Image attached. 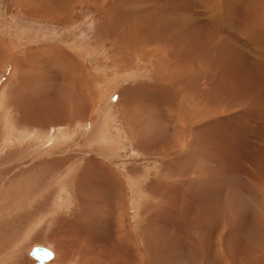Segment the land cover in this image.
I'll use <instances>...</instances> for the list:
<instances>
[{"label":"rangeland","instance_id":"1","mask_svg":"<svg viewBox=\"0 0 264 264\" xmlns=\"http://www.w3.org/2000/svg\"><path fill=\"white\" fill-rule=\"evenodd\" d=\"M263 37L264 0H0V264H264Z\"/></svg>","mask_w":264,"mask_h":264},{"label":"bare ground","instance_id":"2","mask_svg":"<svg viewBox=\"0 0 264 264\" xmlns=\"http://www.w3.org/2000/svg\"><path fill=\"white\" fill-rule=\"evenodd\" d=\"M231 7H229V9H230ZM232 8H233V11H235L234 9L236 8V4L235 3H232ZM249 12V11H248ZM251 12V11H250ZM247 14V13H246ZM177 20V19H176ZM178 20L180 21V17H178ZM241 21V20H240ZM240 21H237L236 23H239L238 25L240 26L241 24V22ZM242 26V25H241ZM240 26V27H241ZM242 27H244V26H242ZM249 27V26H248ZM239 28V27H238ZM253 29V28H252ZM240 30H241V28H240ZM239 30V31H240ZM243 30V29H242ZM244 31V30H243ZM232 34H234V33H232ZM260 34V33H259ZM258 32H257V37H258ZM255 35V36H256ZM254 36V38H256ZM263 36V35H262ZM262 36H261V38H262ZM216 38V37H215ZM245 38V37H244ZM248 38V37H247ZM252 39H253V36L251 37ZM259 38V37H258ZM257 38V39H258ZM264 38V37H263ZM229 39H231V42H233L235 45L234 46H236V48H240V49H242V47H247V45H243V44H245L246 42H244V40H241L242 38H240L239 36H236L235 38H234V36L233 35H231L230 33H229ZM251 39V40H252ZM248 40H250V38L248 39ZM251 40L249 41V42H251ZM261 40H263V39H261ZM253 42V41H252ZM228 43H229V41H228ZM254 43H255V40H254ZM254 43H251V47H252V44H254ZM257 43H258V41H257ZM249 44V43H248ZM256 44V43H255ZM227 46V45H226ZM228 46H230V44H228ZM249 47V46H248ZM251 47H250V49H251ZM224 47H222L221 49H223ZM229 48V47H228ZM228 48H226V50L228 49ZM240 49H237L239 52H241V50ZM246 49V48H245ZM259 49V48H258ZM225 49H223L222 51H224ZM235 50V49H234ZM252 51H253V47H252V49H251ZM256 50V49H255ZM255 50H254V52H255ZM260 50V49H259ZM221 51V52H222ZM230 51V50H229ZM236 51V50H235ZM235 51H232V49H231V51H230V53H235ZM242 51H245V50H242ZM257 51V50H256ZM223 53V52H222ZM226 53V52H225ZM245 53V52H244ZM259 54H254V56H261L262 58H264V52H258ZM253 55V54H252ZM253 56V57H254ZM219 58H220V56H219ZM224 58V57H223ZM223 58H221V59H223ZM220 59V60H221ZM220 60H219V62H220ZM224 60V59H223ZM222 60V61H223ZM262 60H264V59H262ZM162 61V60H161ZM225 61H227L226 59H225ZM224 61V62H225ZM231 61H233V60H231L230 59V62ZM236 61H233L232 63H235ZM228 63H229V61H228ZM227 63V64H228ZM238 63V62H237ZM237 63H236V65H237ZM224 64V63H223ZM222 64V65H223ZM225 64H226V62H225ZM225 65L226 67L228 66V68L230 67L229 65H231V63L229 64V65ZM262 65H264V62L263 63H261ZM235 65V64H234ZM234 66H232L231 68H233ZM260 68H261V66H260ZM230 69V68H229ZM237 69V68H236ZM236 69H232V70H236ZM262 69V68H261ZM231 70V73L230 72H228L229 74H230V77H231V74L234 76V77H236L237 79H239V81H241L240 80V76H239V71H235L234 73H232L233 71ZM224 73H225V71H223ZM262 72H263V70H262ZM227 73V72H226ZM248 74V73H247ZM241 75V74H240ZM242 76V75H241ZM246 76V75H245ZM163 77V76H162ZM227 77V76H226ZM240 77V78H239ZM232 78V77H231ZM243 78H244V76H243ZM243 80V79H242ZM232 82H234V80L232 81ZM163 90V89H162ZM245 90V89H244ZM255 91H256V89H255ZM208 92V91H207ZM254 92V91H253ZM251 94V93H250ZM250 94H249V96H250ZM251 97V96H250ZM240 98V97H239ZM254 98H256V97H254ZM247 99H250L249 97H247ZM187 101V100H186ZM258 101V100H257ZM177 103V102H176ZM255 105V104H254ZM258 105V104H257ZM256 107V106H255ZM174 108V107H173ZM184 108V107H183ZM182 108V109H183ZM250 108V107H249ZM258 108V107H257ZM190 110V109H189ZM197 110V109H196ZM195 110V112H197ZM249 110V109H248ZM184 111H185V109H184ZM188 112V111H187ZM192 112V111H191ZM257 112V111H256ZM190 113V112H189ZM182 114V113H181ZM185 114V113H184ZM254 114V113H253ZM243 115V114H242ZM193 116H194V114H193ZM209 116V115H208ZM239 117H241V116H235V117H233V118H231V120H230V122L229 123H232V122H236L237 121V118L239 119ZM186 118H187V116H186ZM243 118H245V120L248 118V119H250V120H248V121H250V123H255V121H256V118H257V115H250L249 117H245V116H243ZM177 119V118H176ZM252 119V120H251ZM206 120V119H205ZM209 120V119H208ZM186 122H188V123H190V121L189 120H187ZM228 122V121H227ZM227 122H224V123H226L227 124ZM248 123V122H247ZM246 123V124H247ZM242 125H243V123H241ZM196 125V124H195ZM241 125V126H242ZM254 125V124H253ZM256 125V124H255ZM182 126V125H181ZM180 126V127H181ZM182 128V127H181ZM241 128V127H240ZM251 129H252V127H250ZM253 128H255V127H253ZM186 129H187V127H186ZM135 130V129H134ZM189 130V129H188ZM220 130V129H219ZM240 130V129H239ZM241 130H243V128L241 129ZM185 131V130H184ZM222 131V130H221ZM235 131V130H234ZM244 131H246L245 129H244ZM252 131V130H251ZM186 132H188V131H186ZM226 133H228V132H224L222 135H218V142L217 143H213V141L212 140H214L213 138H211V136H213V135H208V134H204L203 136H200V135H195V137H194V141H193V144L191 145V144H186V146H185V149H183V152H185V155L186 156H188V157H190V156H192L193 157V161H194V166H196L197 165V175L196 176H199V173H198V171H199V167L201 166L200 164L201 163H205L206 165H208V162H213L214 161V158L215 159H217L218 160V157L216 156V150H220L219 151V153H221V152H223V154H224V156L223 157H221V159H219V164H221V165H224L225 167H223V168H225L224 169V172L225 173H228L226 176L228 177V178H230V179H234L235 178V176H236V174H237V170L235 171V169H239L240 168V165H239V163H238V161L236 160V159H238L239 158V149H237V147L236 146H234L235 148H233V150L231 149V147L233 146V145H229L228 146V150H223V148L221 147V145L223 146V145H225L224 143H222V144H219V143H221L222 141H224L225 140V142L226 143H233L234 141H233V136H235V133L233 132V130H231L230 131V133H231V135H228V134H226ZM240 133V132H239ZM246 133V132H245ZM181 134V133H180ZM212 134V133H211ZM243 135H244V133H242ZM185 135V134H184ZM238 135V134H237ZM237 135H236V137H237ZM239 137H240V135H238ZM247 136V135H246ZM192 137V138H193ZM199 137H201V138H205L204 140H209L208 142L207 141H204V142H202L203 141V139L201 140V141H198V139H199ZM239 137H238V139H239ZM244 137H245V135H244ZM162 138V137H161ZM200 138V139H201ZM235 138V137H234ZM241 138V137H240ZM157 139V136H156V138H155V140ZM158 140V139H157ZM157 140H156V142H157ZM164 140V139H163ZM151 141V140H150ZM217 141V140H216ZM237 141V140H236ZM155 142V141H154ZM201 142H202V146H201ZM152 143V142H151ZM171 143H173V142H171ZM256 143V142H255ZM208 144H210V145H212L211 146V148H210V146H209V149L208 150H205V151H203V152H201V153H199V154H197V151L196 152H194L193 153V147H194V145H200L199 147L201 148V147H204V146H206V145H208ZM160 145V144H159ZM168 145V144H167ZM228 145V144H227ZM261 145V144H260ZM173 146V145H172ZM175 146V145H174ZM173 146V147H174ZM155 147V146H154ZM219 148V149H218ZM239 148V147H238ZM167 153V152H166ZM168 153H169V151H168ZM194 154H196L198 157H196ZM201 155L203 156V158L201 157ZM242 155V154H241ZM196 158H195V157ZM206 156V157H205ZM220 156V155H219ZM221 156H222V154H221ZM172 157H174V156H172ZM260 157V156H259ZM200 159H203L200 163H199V160ZM224 159V160H223ZM257 159V158H256ZM180 161H181V163H183V161L181 160V159H179ZM258 160V159H257ZM251 161V160H250ZM252 161H253V159H252ZM256 161V160H255ZM178 160H177V163H176V165H177V167H176V169L181 173V171L183 172V173H186V174H189V173H191L193 170H194V167L193 166H191L190 168H189V170H188V168H181V171L179 170V167H178ZM185 162V161H184ZM186 163V162H185ZM189 163V162H188ZM215 163H216V161H215ZM236 164H238L239 166H237ZM190 165V164H189ZM187 167V166H186ZM244 167V166H243ZM247 168V167H246ZM253 168H254V166H253ZM226 169H228L229 170V172L226 170ZM241 169V168H240ZM204 171V170H203ZM210 174V173H209ZM218 174V173H217ZM219 175V174H218ZM157 176V175H156ZM195 176V175H194ZM201 176H199L198 177V179L200 178ZM205 177V176H204ZM197 179V177H196V180H198ZM238 179V178H237ZM231 180V181H232ZM238 181H240L239 179H238ZM134 182V181H133ZM222 182V181H221ZM221 182H216V180L215 181H212V180H210V181H208V183H209V185H210V187L211 188H214L217 184H221V185H223V182L221 183ZM250 182V181H249ZM157 183V182H156ZM226 183V182H225ZM224 183V184H225ZM257 183V182H256ZM233 184V183H232ZM227 185H228V183H227ZM158 186V185H157ZM157 186H155V188L157 187ZM223 188V187H222ZM234 188V187H233ZM238 189V188H237ZM234 190V189H233ZM230 191V190H229ZM239 191H240V189H239ZM230 193V192H229ZM240 193V192H239ZM232 194H233V192H232ZM236 194H237V192H236ZM235 194V195H236ZM231 195V194H230ZM234 195V194H233ZM238 196V195H237ZM237 196H233L234 197V199L237 197ZM231 197V196H230ZM229 197V198H230ZM227 199V198H226ZM238 199V198H237ZM233 201V200H232ZM231 201V202H232ZM239 202H241V201H239ZM227 203V202H226ZM232 204V203H231ZM238 206V205H237ZM225 208V207H224ZM144 253V252H143ZM59 255H61V253H60V251H59ZM1 258V257H0ZM55 258V257H54ZM52 261V260H51ZM50 261V262H51ZM50 262H48V264L50 263ZM1 263V262H0Z\"/></svg>","mask_w":264,"mask_h":264},{"label":"water","instance_id":"3","mask_svg":"<svg viewBox=\"0 0 264 264\" xmlns=\"http://www.w3.org/2000/svg\"><path fill=\"white\" fill-rule=\"evenodd\" d=\"M30 256L37 261L35 264H48L55 254L49 248L36 246L31 250Z\"/></svg>","mask_w":264,"mask_h":264}]
</instances>
